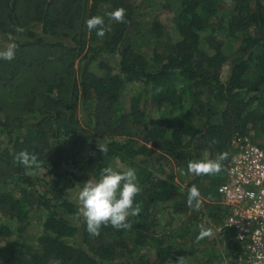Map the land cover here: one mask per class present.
I'll list each match as a JSON object with an SVG mask.
<instances>
[{
	"label": "trees",
	"instance_id": "obj_1",
	"mask_svg": "<svg viewBox=\"0 0 264 264\" xmlns=\"http://www.w3.org/2000/svg\"><path fill=\"white\" fill-rule=\"evenodd\" d=\"M1 3L5 17L0 34L18 48L14 60H0V116L5 117L0 132L9 129L0 140V242L21 239L0 264L190 260V249L177 253L150 229L161 212L184 216L193 210L187 204L193 184L205 185V199L220 200L217 188L225 179L233 139L247 136L248 127L264 121V0H165L163 10L173 13L177 39L170 40L165 26L154 19L148 28L154 40L150 55L133 53L139 34L134 0ZM118 8L126 10L124 23L106 15ZM97 15L111 27L102 38L85 23ZM17 27L23 32L17 33ZM228 36L239 44L227 60L223 80ZM131 84L142 90L129 98L126 108L124 91ZM79 105L83 115H78ZM97 137L118 140L105 144L104 155ZM24 150L36 155L34 164L15 159ZM221 152L229 155L220 174H185L188 161L215 159ZM156 157L168 159L188 176L187 184L175 187L170 178H152L144 164ZM109 166L136 170L141 192L135 203L142 211L128 217L131 229L102 226L92 236L67 192L82 180L78 172L89 169L99 179L100 169ZM217 207L218 236L228 250V264H243L236 261L241 250L233 233L223 228L227 209ZM39 211L45 213L42 232L31 243L22 239L19 226L29 225L30 213ZM147 249L154 257L142 254ZM127 252L135 258L123 257Z\"/></svg>",
	"mask_w": 264,
	"mask_h": 264
},
{
	"label": "rangeland",
	"instance_id": "obj_2",
	"mask_svg": "<svg viewBox=\"0 0 264 264\" xmlns=\"http://www.w3.org/2000/svg\"><path fill=\"white\" fill-rule=\"evenodd\" d=\"M230 1V0H226ZM165 0H134V5L137 9V22L138 27L135 28L139 32L138 37L135 38L138 47L133 50V53H143L145 55L151 54V48L154 45V40L148 36V28L154 19H158L168 31V37L172 41H176L177 35L175 32L174 24L172 21L173 13L164 12L163 5ZM173 12L175 13V6L173 5ZM220 17L224 19L225 22L229 20L226 13H220ZM5 17L4 9H2V3L0 0V19ZM141 35V36H140ZM9 41L7 38L0 34V48L4 47ZM225 57L226 61L235 53L238 48L239 41L230 36L225 39ZM91 69L96 70L94 66ZM228 71V61L222 67L221 79H225ZM253 75H250L249 80L251 81ZM11 84V83H9ZM141 87L137 84L128 85L125 88V107L128 108V100L131 96L136 95L141 92ZM8 99V97H7ZM78 115H83V107L79 105ZM156 116V115H155ZM4 115L0 116L1 120H4ZM155 120L158 118H154ZM8 129V128H7ZM9 132L6 129L1 130L0 140L6 139V134ZM23 130L20 131V133ZM247 136L254 140L256 143L264 146V121L256 124L253 127H248ZM17 133V130L15 131ZM238 136V135H237ZM111 140H118V138L113 137H97L95 139L97 142L107 144ZM1 143V141H0ZM233 154V152H232ZM232 156V155H231ZM145 167L150 171L152 178L154 179H171V183L175 187H184L189 181V177L182 175L176 171L173 163L168 159L156 157L151 161L144 164ZM29 173V172H28ZM31 177H34L35 173H29ZM78 176L82 180L79 182L78 186L71 191L67 192V198L70 202L75 204L79 208L78 195L79 191L83 188V184L89 179L94 178L92 176L91 170L86 172H78ZM202 186H205L202 184ZM201 187L199 191L202 196ZM219 196V195H218ZM203 197V196H202ZM220 199V196H219ZM221 204L220 200H207L203 197L201 201V206L199 210H192L184 216L173 215L167 212H161V214L156 219V224L150 229L154 235L158 238L163 239L165 243H169L173 248H175L177 253L183 255V249H190V254L192 258L189 260V264H202L208 262L210 264H228L230 258L228 257V250L221 244V237L218 236L219 220L217 214V205ZM31 222L29 225L21 224L19 229L21 230L22 239H28L31 243H34L37 237L42 232V223L44 221L45 213L42 211L31 212ZM0 222H4L2 216L0 215ZM6 223V222H5ZM212 228L214 235L211 238H206L201 240L199 243L195 242L197 235L200 231V225ZM21 237H12L0 242V259L5 257L12 247H14ZM125 258H135L134 252L122 253ZM141 254L138 252V255ZM142 254L146 256L154 257L153 250L147 249L143 250ZM241 263L240 256L236 260Z\"/></svg>",
	"mask_w": 264,
	"mask_h": 264
},
{
	"label": "clouds",
	"instance_id": "obj_3",
	"mask_svg": "<svg viewBox=\"0 0 264 264\" xmlns=\"http://www.w3.org/2000/svg\"><path fill=\"white\" fill-rule=\"evenodd\" d=\"M109 20L118 23L125 22L126 10L118 8L115 11L106 13ZM88 30H96L98 37H104L111 27L105 24L103 16H93L85 21ZM17 33L23 32L20 27L16 28ZM18 45L9 42L0 48V60L12 61L15 59ZM98 150L104 155L107 153V146L97 142ZM227 152H221L215 159L190 160L187 163V174L218 175L224 170V161L228 159ZM15 159L25 166H30L37 161L35 154L27 150L19 152ZM141 187L137 178L136 170L128 167L123 171H117L113 167L100 169L99 179L91 178L83 184L79 191V213L82 215L90 235L98 236L102 226L111 225L117 230L131 229L132 224L128 222L129 216H138L142 206L135 203L136 197L140 194ZM203 197L197 186L193 184L188 190L187 204L194 210H199ZM200 231L196 242L211 238L214 235L212 228L199 226ZM172 264H189L186 256L177 257Z\"/></svg>",
	"mask_w": 264,
	"mask_h": 264
},
{
	"label": "built area",
	"instance_id": "obj_4",
	"mask_svg": "<svg viewBox=\"0 0 264 264\" xmlns=\"http://www.w3.org/2000/svg\"><path fill=\"white\" fill-rule=\"evenodd\" d=\"M233 154L217 188L243 264H264V147L248 136L232 141ZM222 227L218 228L220 232Z\"/></svg>",
	"mask_w": 264,
	"mask_h": 264
}]
</instances>
